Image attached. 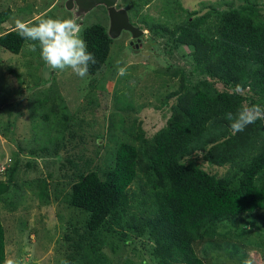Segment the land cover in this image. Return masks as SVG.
Masks as SVG:
<instances>
[{
	"label": "rangeland",
	"instance_id": "1",
	"mask_svg": "<svg viewBox=\"0 0 264 264\" xmlns=\"http://www.w3.org/2000/svg\"><path fill=\"white\" fill-rule=\"evenodd\" d=\"M114 7L126 12L142 36L137 47L131 45L134 39L129 31L109 37L107 59L96 74H89L86 85L70 69L47 66L38 42L23 39L18 53L0 44V224L5 260L18 259L22 264H186L173 248L162 247L168 230L141 206L137 211L126 209L124 215L121 207L97 230H90L89 212L72 204V187L89 173L106 179L117 151L124 147L132 149L137 175L144 176L160 137L172 124L185 120L198 85L208 83L218 93L232 94V86L216 77L218 61L212 56L219 19L216 14L207 19L204 15L211 8L236 10L263 24L264 0H116ZM42 15L77 18L82 32L99 24L108 34L104 4L0 0V37L17 33L16 19L35 22ZM207 24L214 29L211 37L207 31L202 43L205 34L200 29ZM210 59L215 69L207 71ZM125 66L126 75L119 76L118 68ZM237 96L242 106L264 108V94L246 89ZM210 147L185 156L180 165L194 164L222 177L230 163H211L206 156L215 148ZM240 166L238 161L235 167ZM235 171L242 176L244 168ZM140 179L129 186L126 203L139 205L137 194L144 187L137 183ZM257 182L264 184V175ZM243 209L192 244L202 264H243L248 258L264 264V210L258 205Z\"/></svg>",
	"mask_w": 264,
	"mask_h": 264
},
{
	"label": "trees",
	"instance_id": "2",
	"mask_svg": "<svg viewBox=\"0 0 264 264\" xmlns=\"http://www.w3.org/2000/svg\"><path fill=\"white\" fill-rule=\"evenodd\" d=\"M211 14L219 19L216 41L212 43L216 45L212 56L218 61L219 82L232 88L242 84L253 94H264V23L249 20L240 11L219 12L214 8L204 19ZM206 26L200 29L205 34L202 43L207 39V31L211 37L214 29ZM82 35L97 61L90 65L89 74L94 75L107 59L111 40L99 24L84 28ZM22 43L23 38L14 32L0 37V44L12 53H18ZM208 64L207 71L215 69L213 59ZM239 99L237 94L218 93L208 83H201L193 92L190 108L183 116L185 120L172 124L160 137L156 156L144 176L137 175L134 153L125 147L117 151L114 168L106 179H100L95 172L84 175L73 185L71 201L89 212L88 228L97 230L121 207L124 215L126 209L137 211L141 206L168 230L163 248H173L186 264H202L192 244L202 240L207 230L233 220L245 205L248 208L258 205L264 210V184L257 182L264 175V120L249 125L241 134H233L231 122L225 116L242 107ZM207 146L215 148V152L210 150L206 156L211 163L218 166L230 163V170L222 177L206 173L194 164L179 163ZM255 147L260 149L252 152ZM220 148L226 151L221 152ZM238 161L241 166L235 167ZM241 167L242 176L235 171ZM138 178L141 179L137 183L144 184L137 194L139 205L126 203L129 186ZM145 227L148 232L147 222ZM4 262L0 224V264Z\"/></svg>",
	"mask_w": 264,
	"mask_h": 264
},
{
	"label": "clouds",
	"instance_id": "3",
	"mask_svg": "<svg viewBox=\"0 0 264 264\" xmlns=\"http://www.w3.org/2000/svg\"><path fill=\"white\" fill-rule=\"evenodd\" d=\"M15 31L26 40L38 42L40 56L44 63L53 70L70 69L76 76L89 82L90 65L97 63L92 52L82 36V24L77 18H53L42 15L38 20H15ZM33 50H36L35 44ZM121 63V62H118ZM127 67H119L118 75L124 76ZM134 83V82H133ZM234 94L243 95L246 91L242 84H236L232 89ZM225 118L230 121L232 132H243L249 125L264 119V108L259 105H244L236 113L228 112ZM253 254L249 253V257ZM5 264H22L18 259H6ZM243 264H254L253 258L243 261Z\"/></svg>",
	"mask_w": 264,
	"mask_h": 264
},
{
	"label": "water",
	"instance_id": "4",
	"mask_svg": "<svg viewBox=\"0 0 264 264\" xmlns=\"http://www.w3.org/2000/svg\"><path fill=\"white\" fill-rule=\"evenodd\" d=\"M94 4H104L108 11L109 18V29L108 36L110 38H116L120 35L121 31H129L134 41L131 45H135L142 36V31L137 30L134 26L129 23L127 14L124 10H116L114 5L116 0H91Z\"/></svg>",
	"mask_w": 264,
	"mask_h": 264
}]
</instances>
